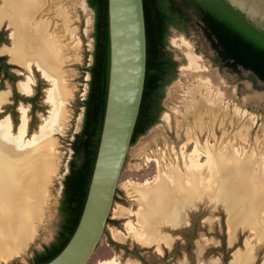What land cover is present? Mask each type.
Instances as JSON below:
<instances>
[{
	"label": "rangeland",
	"instance_id": "obj_1",
	"mask_svg": "<svg viewBox=\"0 0 264 264\" xmlns=\"http://www.w3.org/2000/svg\"><path fill=\"white\" fill-rule=\"evenodd\" d=\"M175 2L183 12L186 22L179 27L170 26L167 51L176 59L179 69L185 65L183 43H190L193 53L204 56L225 81L237 88L239 111H242L244 116L240 118L241 121L240 119L236 121L235 127H226L227 134L218 125L212 130H203L204 132L195 128L194 120L187 114L184 106L183 95L179 93L172 101L168 99V90L176 84L179 77V74H176V77L164 88L162 110L157 122L129 149L105 232L86 264H105L104 261L109 259H115L119 264H231L235 254L242 255L250 249L252 260L245 264H264V226L260 221L261 216H264V186H262L264 176L257 174L259 179L257 180L256 173H239L233 163L228 165L223 163L221 168L219 167L218 175L215 173V176L213 173L214 177L206 167L196 174L197 177L191 178L185 166L188 164L186 156L194 149L195 139L203 145L208 140L214 145L215 150L225 147L224 145L228 146L230 142L234 143L235 147L239 145L243 149L248 148L249 155L253 151L260 150L264 156V135L260 131L264 122V83L249 71L230 72L222 67L203 32L202 22L197 13L182 0ZM41 9L35 15L39 18H35L34 23L45 21L49 24L47 34L54 36L61 48L60 69L73 96L66 104V123L58 127L59 129H54L48 141V144L50 142L55 144L58 166L55 174L49 172L46 175L44 180L46 184L43 182L41 186L42 190L47 189L48 194L40 208L41 221L38 222L39 218L32 221L35 223V235L19 255H13L7 262L0 258V264H31L35 252L42 251L44 246L54 241L61 224L59 207L63 197L64 181L70 172L71 142L83 126V102L89 91L88 69L94 55L95 11L88 0H46ZM6 10L4 0H0V13ZM61 11L68 16V21L61 16ZM0 30H4L0 53L5 54L7 62L13 66L12 71L17 75L16 91L20 94L26 93L27 96L36 94L33 103L25 100L23 95L16 97L14 101L11 84L7 80L1 81L0 75V95L8 94L7 99L0 103V121H9L11 134L14 136L18 134L24 118L26 133L23 145L38 144L37 142L42 139L43 128L50 127L49 120L54 107L50 96L54 91V83L43 74L36 61L28 68L11 61L9 51L12 49L16 28L10 16H6L0 22ZM19 82H26L30 91L22 92L17 86ZM251 95H255L259 101L256 103L251 99ZM250 117H253L252 130L250 129L247 140H241L237 131ZM228 147L231 152L232 147ZM39 152L37 153L33 148L22 154L8 153L10 162L2 164L5 175L20 173L24 177L26 172L22 170L24 160L28 156H35L40 161L41 149ZM201 159L204 161L205 157L202 156ZM259 165V168L264 169V160ZM158 173H161L164 179L161 190L154 195L149 204L146 202L143 204L139 193L141 187L144 188L146 183L152 181ZM8 185L18 187L17 184L4 183L5 187ZM12 196L13 201H4L0 204L2 230L6 224V213L10 204L16 206L17 202H26L30 195H25V198L22 196L23 200L18 195L14 196V193ZM148 209L158 212L142 221ZM25 212L21 206L20 213L24 216ZM135 212L138 215L140 212L141 219L140 216L135 215ZM138 221L145 223V228H149L148 233L159 240L160 244L143 245L136 240L133 233L130 232L131 235L128 233L129 223H135L139 228ZM229 221L233 225L232 239L227 233ZM119 236H122V239L118 238ZM8 243L7 237H0L1 246L9 245ZM3 252L4 250L0 249V256Z\"/></svg>",
	"mask_w": 264,
	"mask_h": 264
},
{
	"label": "bare ground",
	"instance_id": "obj_2",
	"mask_svg": "<svg viewBox=\"0 0 264 264\" xmlns=\"http://www.w3.org/2000/svg\"><path fill=\"white\" fill-rule=\"evenodd\" d=\"M45 3L46 0H4L7 10L0 13V22L6 16H10L11 21L15 24L16 28L13 36L12 49L9 51L11 61L24 68H28L32 62L36 61V65L42 70L43 74L54 83V91L51 92L50 96V100L54 104L53 113L49 120L50 127L43 128L42 139L39 140L40 142H37L38 144L29 143V145L27 144L28 146L23 145V138L26 133V123L24 118L19 127L18 134L14 136L11 134V125L9 121H0V204L4 201L9 202L13 199V193L14 196H20L21 200H23L22 196L30 195L28 201H22V203L21 201L19 203L17 202L16 206L10 204L7 210L6 224L4 225L3 230L0 229V237H7L9 239V245H0V249L4 250L3 255L0 256V258L5 262L9 261L13 255H19L35 235V223L32 221L35 219L37 220L38 218L40 219L38 222L41 221L42 212L40 208L48 194L47 189L42 190L41 186L43 182H45L46 175L49 172L55 174L56 166H58V162H56L55 158L56 153H58L54 148L55 144L51 142L48 144V141L51 137L50 134L54 129L61 127L62 125L64 126V123H66V104L73 96L72 91L67 87L68 83L64 79L65 75H63L60 69V66L62 65V58L59 56L61 48H59L55 37L47 34L49 24L45 21L34 23L35 18H39V16L35 15L42 10L41 8H43ZM61 16L68 21V16L65 15L63 11H61ZM183 45V61L185 65L180 67V73L176 84L168 90V99L172 101L179 93H181L184 98L183 101L187 114L192 116L195 128L200 131L206 129L212 130L218 125V127L223 129L224 133H226L227 126L235 127L236 121L240 118L242 119V116H244L242 111H239L237 88L234 85L231 86L225 81L216 70L212 68L213 65L205 60L204 56L193 53V47L190 43L184 42ZM17 86L22 92L30 91V87L26 82H19ZM7 97L8 94L1 93L0 103L4 102ZM251 99L255 100L256 103L259 101V98H256L255 95H251ZM252 121L253 117H250L247 122L245 121L243 125H240L237 134L241 137V140H247L249 137L248 133L252 127ZM260 131L264 135V122L260 127ZM191 138L194 137L191 136ZM195 142L194 149L186 156L188 164L185 166L187 167L188 172H190L189 174L191 178L192 176L195 177L196 174H199L201 170L206 167H208L211 171L212 177H214V175H218V171L223 163L227 165L228 163H233L239 173H256L255 176H257V174L259 176H264V169L259 168V164L264 160V156H262L263 152L260 150L258 152L253 151L249 155L248 148L246 150L239 147V145L238 147H235L233 145L234 143L231 144L230 142L228 146L232 147L231 152L227 145H224L225 147L219 150H215L216 148L214 149V145L210 144L208 140L204 145L200 144L198 139L197 141L195 139ZM33 148L37 153H40L39 150L41 149L42 159L39 161L35 156H28L23 162L24 168L22 170L26 171L24 177H22L20 173L6 176L2 164L10 162L8 161L7 154H22ZM202 156L205 157L204 161L201 159ZM185 162L187 161L185 160ZM256 178L259 180L258 176ZM162 179L163 176H161V173H158L152 181L146 183L144 188L143 186L141 187L142 189L139 193L141 195L140 198L143 200V204L144 202L149 204V201L154 198V195H157L158 191L161 190L160 187L164 180ZM168 179L171 180L170 178ZM4 183L10 185L17 184L18 187H15V185L12 187L9 185L5 187ZM202 183L204 182H201V184ZM227 188L229 187L227 186ZM235 188H237V186H235ZM21 206L26 211L24 216L20 213ZM141 208L143 207L141 206ZM145 209H147V206ZM149 211L150 210L148 209L147 213L144 214L142 221L146 217H149V215H155L158 212L157 210ZM135 215H138V213L136 214L135 212ZM138 216H140L141 219L140 212ZM250 220L252 221V219ZM230 221L228 222L227 233L229 238L232 239L233 225ZM260 221L264 226V216H261ZM30 222H32V224ZM38 222L36 223V226L38 225ZM128 226L130 227L128 228L130 230L128 233H133L139 243L148 246L150 244L159 243V240L148 233L149 231L147 229L149 228H145L144 222L140 223L138 221L137 226H139V228L136 227L135 223H129ZM119 234L121 235V233ZM122 236H119L118 238L122 239ZM249 260H252L251 249L242 255L235 254L233 260H231V264H245ZM104 263L119 264L115 259L106 260Z\"/></svg>",
	"mask_w": 264,
	"mask_h": 264
},
{
	"label": "trees",
	"instance_id": "obj_3",
	"mask_svg": "<svg viewBox=\"0 0 264 264\" xmlns=\"http://www.w3.org/2000/svg\"><path fill=\"white\" fill-rule=\"evenodd\" d=\"M88 1L95 10L96 19L94 59L88 69L89 91L83 102L84 122L80 132L71 142L70 172L64 181L63 197L59 207L60 229L50 245L44 246L42 251L35 252L31 264H46L52 260L73 235L85 205L100 142L109 75L107 0ZM182 2L199 16L203 32L222 67L230 72L249 71L264 83L263 32L256 29L223 0ZM143 3L147 44L146 78L131 146L158 120L162 110L164 88L176 77L178 66L172 54L166 49L169 27H179L186 22L175 0H143ZM8 68L10 66L7 65L5 69ZM11 80L15 81L16 77L11 75Z\"/></svg>",
	"mask_w": 264,
	"mask_h": 264
},
{
	"label": "water",
	"instance_id": "obj_4",
	"mask_svg": "<svg viewBox=\"0 0 264 264\" xmlns=\"http://www.w3.org/2000/svg\"><path fill=\"white\" fill-rule=\"evenodd\" d=\"M223 1L264 33V0ZM107 24V97L88 194L73 235L61 252L46 264H86L89 261L105 232L131 148L146 78L143 0H107Z\"/></svg>",
	"mask_w": 264,
	"mask_h": 264
},
{
	"label": "flooded vegetation",
	"instance_id": "obj_5",
	"mask_svg": "<svg viewBox=\"0 0 264 264\" xmlns=\"http://www.w3.org/2000/svg\"><path fill=\"white\" fill-rule=\"evenodd\" d=\"M169 29H170V27H169ZM3 31L4 30H0V32L2 33V35L0 36V40L3 39V35H4ZM94 48H95V37H94ZM93 59H94V55H93ZM173 60L176 61V59L174 57H173ZM7 65L10 66V68H8L6 70L5 67ZM12 69H13V66L9 62H7V60L5 58V54H1L0 53V75L2 77V80L1 81L7 80L11 84V86H12V91H11L12 99L15 101L16 100V97H18V95L19 96L20 95H23L24 96L23 98L31 99L29 102L30 103H33L34 102V99H35V96H36V94H34V95L32 94L34 92L33 88H32V93H31L33 96H29L30 94L28 96L26 94H20L19 91H16V88L15 87H16L17 81L16 80L15 81H12L11 80V75L14 76V77H16L17 75L12 71ZM177 74H178V66H177Z\"/></svg>",
	"mask_w": 264,
	"mask_h": 264
}]
</instances>
